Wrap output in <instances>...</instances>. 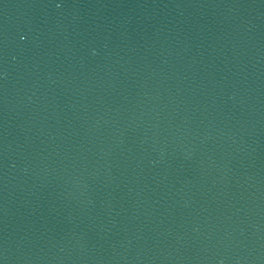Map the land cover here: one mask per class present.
<instances>
[{"label": "water", "instance_id": "water-1", "mask_svg": "<svg viewBox=\"0 0 264 264\" xmlns=\"http://www.w3.org/2000/svg\"><path fill=\"white\" fill-rule=\"evenodd\" d=\"M0 264H264V0H0Z\"/></svg>", "mask_w": 264, "mask_h": 264}]
</instances>
